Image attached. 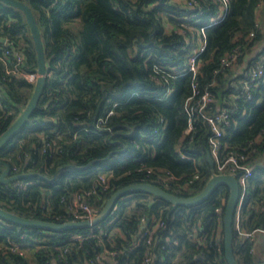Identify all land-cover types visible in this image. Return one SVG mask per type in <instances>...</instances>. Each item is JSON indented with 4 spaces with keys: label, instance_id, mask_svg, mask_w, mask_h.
Returning <instances> with one entry per match:
<instances>
[{
    "label": "trees",
    "instance_id": "obj_1",
    "mask_svg": "<svg viewBox=\"0 0 264 264\" xmlns=\"http://www.w3.org/2000/svg\"><path fill=\"white\" fill-rule=\"evenodd\" d=\"M20 1L36 16L49 77L26 126L0 149V161L10 163L9 176L37 173L49 180L31 176L3 182L0 166L2 208L63 223L73 220L75 194L90 192L85 200L97 213L129 184L151 183L179 196L198 195L214 176V167L208 160L211 125L200 117L193 140L185 136L186 101L197 84V98L206 91L213 96L210 115L231 111L230 124L223 125L221 152L243 153L255 166L243 227H264L259 206L264 201V76L251 83V99L234 96L254 68L264 70V0H228L225 17L209 27L220 12V0ZM202 26L207 44L198 56L196 77L186 72L165 83L154 66L169 74L186 69L199 47ZM15 51L24 55L21 68L38 70L24 12L0 1V136L35 88L25 77L7 73L16 63ZM236 51L237 61L224 64ZM197 171L200 177L189 185ZM230 194L228 186L219 185L203 203L175 206L134 192L120 198L114 213L100 223L104 231L113 230L111 235L96 232L83 242L70 238L88 228L48 231L0 218V264H143L150 253L154 264H228L224 214ZM143 217L150 225L159 218L165 222L149 244V234L141 236ZM195 232L197 237L189 236ZM252 246L234 231L240 264L264 262L250 252ZM122 249L115 257L103 253Z\"/></svg>",
    "mask_w": 264,
    "mask_h": 264
},
{
    "label": "built area",
    "instance_id": "obj_2",
    "mask_svg": "<svg viewBox=\"0 0 264 264\" xmlns=\"http://www.w3.org/2000/svg\"><path fill=\"white\" fill-rule=\"evenodd\" d=\"M221 1V7L220 12L217 16L213 17L210 20L209 26L218 24L224 17H225V11L227 9L228 0H220ZM205 26H202L200 29L198 40L199 47L196 48V50L190 55L187 68L184 70H180L177 72H170L167 73L165 70H163V67L154 66L155 72L160 77L164 78L165 83H169V76L176 77L177 75H184L186 72H190L193 74V77L195 78L198 73V56L204 51L206 47V34H205ZM253 36V33L251 34ZM3 45H8L7 39H4L2 41ZM11 51L9 49L5 50L4 56L10 55ZM16 63L14 67L7 71V73H14L17 75H21L25 77L28 81L36 83L39 73L38 70L36 71H27L21 66L24 63V55L21 53V51H15L12 53ZM238 51L235 53L229 55L226 59H224V64H230L234 63L238 59ZM5 58V57H4ZM264 76V70L262 67L258 66L257 68H254L249 74V80L241 81V87L242 91L238 94L234 95L235 98H239L242 95L247 96L248 99H251V83L257 81L258 79L262 78ZM240 87V86H239ZM194 92L193 94L187 99L186 101V112L188 114L189 120H188V126L185 130V136L190 137V142L193 140V133L195 131V121L198 118H203L206 120L212 128V135L209 137L210 142V154L214 160V175L219 174H229L236 177L239 185H240V197L238 201L237 208L235 210L234 215V230L236 231L238 237L242 239L243 241L250 240V242L253 244L250 252L252 254L258 253V244H262L263 246V252L262 256L264 257V227L255 228L251 231L246 230L243 227V208L245 206L247 191H248V185H249V179L253 175V170L255 168L254 165L250 164L248 162V157L240 152L237 151H231L224 155L221 152V139L224 136V130L223 125H229L230 124V112L227 109H220L216 114L210 115L209 114V107L210 104L213 102V96L211 92L206 91L204 94H202L199 98H197L199 91L197 90V84H194L193 86ZM172 92L171 88H168V93L170 94ZM111 114V113H110ZM182 157L188 160H191V156H187L184 153L182 154ZM200 177V173L197 171L194 175V177L188 182L190 185L191 182H193L195 179H198ZM103 181H105L104 178H102ZM187 184V185H188ZM91 193L88 192L87 194H75L72 199V205L70 206L71 214L73 215L72 221H80V220H93L96 215L98 214L85 200V197L90 195ZM259 206L262 207L264 210V201L259 203ZM221 211V209H218ZM165 224L164 220L159 218L155 219L153 225H150V220L148 218H141V229H142V238L147 236L149 234V238L147 239V243H151L153 234L157 231V229ZM150 225V226H149ZM89 231L86 233H77L71 236L72 241H79L83 242L88 239H90L93 236H96V232L102 233L104 231V227H102L99 224L87 227ZM110 232L104 231L105 234L111 235L113 230H109ZM189 236L197 237V232L189 234ZM262 237L261 240L259 237ZM102 240L99 239V243ZM170 239L167 240V243L169 244ZM175 244H178L177 241H175ZM138 244H136L137 246ZM218 246V244H217ZM166 245H163L162 248H165ZM14 249H17V246H14ZM218 249H220L218 247ZM124 252L122 249L121 251H104V255H109V257H115L118 255V253ZM155 260V254L150 253L147 255V257L144 259L143 264H154ZM91 262V261H90Z\"/></svg>",
    "mask_w": 264,
    "mask_h": 264
},
{
    "label": "water",
    "instance_id": "obj_3",
    "mask_svg": "<svg viewBox=\"0 0 264 264\" xmlns=\"http://www.w3.org/2000/svg\"><path fill=\"white\" fill-rule=\"evenodd\" d=\"M10 6L16 7L22 10L25 14L27 23L31 29L32 36L36 45L38 54V73L39 77L35 83L33 95L21 112L18 118L12 123V125L0 136V149L11 141L15 134L26 126L29 118L38 105V102L43 94L46 81L49 77V71L47 67V61L45 57L44 45L42 41L41 31L36 19V16L30 6L20 0H0ZM208 160L213 168L215 163L210 153H208ZM0 166H3V172L1 173V180L3 182H10L20 178H26L31 176H38L44 180H49L47 177L34 173V174H18L9 176L11 173V165L8 162L0 161ZM219 185H226L230 188L231 194L228 200L225 214H224V247L225 258L228 264H240L236 258L234 251V215L238 205L240 197V185L235 176L229 174L214 175L206 185L205 189L196 196L184 197L176 195L162 187L151 183H135L129 184L117 190L106 202L104 208L100 213L96 215L93 220H80V221H67V222H53L47 220L30 219L19 216L13 212H10L0 206V218H3L9 222L20 224L29 227H40L48 231H62L72 230L76 228H87L90 226L101 223L109 214L114 213L116 205L120 198L134 193V192H147L157 197L172 203L175 206H192L203 203L208 199L213 191ZM264 264V262L260 263Z\"/></svg>",
    "mask_w": 264,
    "mask_h": 264
},
{
    "label": "rangeland",
    "instance_id": "obj_4",
    "mask_svg": "<svg viewBox=\"0 0 264 264\" xmlns=\"http://www.w3.org/2000/svg\"><path fill=\"white\" fill-rule=\"evenodd\" d=\"M260 238V240H261V236L259 237ZM262 243V242H261ZM258 244V253H257V255H258V257H260V256H262V252H263V246H262V244Z\"/></svg>",
    "mask_w": 264,
    "mask_h": 264
},
{
    "label": "bare ground",
    "instance_id": "obj_5",
    "mask_svg": "<svg viewBox=\"0 0 264 264\" xmlns=\"http://www.w3.org/2000/svg\"><path fill=\"white\" fill-rule=\"evenodd\" d=\"M246 204V203H245Z\"/></svg>",
    "mask_w": 264,
    "mask_h": 264
}]
</instances>
